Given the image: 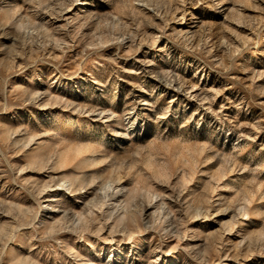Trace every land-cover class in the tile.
I'll return each mask as SVG.
<instances>
[{
    "label": "rangeland",
    "instance_id": "rangeland-1",
    "mask_svg": "<svg viewBox=\"0 0 264 264\" xmlns=\"http://www.w3.org/2000/svg\"><path fill=\"white\" fill-rule=\"evenodd\" d=\"M0 264H264V0H0Z\"/></svg>",
    "mask_w": 264,
    "mask_h": 264
}]
</instances>
